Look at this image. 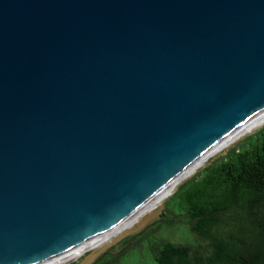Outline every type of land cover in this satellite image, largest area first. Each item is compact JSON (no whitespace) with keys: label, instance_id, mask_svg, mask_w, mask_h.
<instances>
[{"label":"water","instance_id":"95a60500","mask_svg":"<svg viewBox=\"0 0 264 264\" xmlns=\"http://www.w3.org/2000/svg\"><path fill=\"white\" fill-rule=\"evenodd\" d=\"M264 125V0H0V264L57 256Z\"/></svg>","mask_w":264,"mask_h":264},{"label":"trees","instance_id":"16d2710c","mask_svg":"<svg viewBox=\"0 0 264 264\" xmlns=\"http://www.w3.org/2000/svg\"><path fill=\"white\" fill-rule=\"evenodd\" d=\"M181 229L180 240L165 231ZM264 264V125L164 198L157 218L90 264Z\"/></svg>","mask_w":264,"mask_h":264},{"label":"rangeland","instance_id":"374dc122","mask_svg":"<svg viewBox=\"0 0 264 264\" xmlns=\"http://www.w3.org/2000/svg\"><path fill=\"white\" fill-rule=\"evenodd\" d=\"M164 199L157 202L151 208L145 210L138 215L130 224L124 226L120 230L113 232L97 242L92 246L86 248L78 255L70 257L64 261H60L56 264H90L104 249L108 246H115L116 249L121 245V240L125 236H132L140 231L144 226L152 222L157 218L160 204ZM181 229L165 231V237L171 240H180L182 238ZM120 243V244H119ZM137 264H151L149 254L141 252L140 260Z\"/></svg>","mask_w":264,"mask_h":264},{"label":"bare ground","instance_id":"6f19581e","mask_svg":"<svg viewBox=\"0 0 264 264\" xmlns=\"http://www.w3.org/2000/svg\"><path fill=\"white\" fill-rule=\"evenodd\" d=\"M159 202V201H158ZM157 203V202H156ZM155 203V204H156ZM155 204L151 205V206H141L140 208H138L135 212H133L132 214H130L127 218H125L123 221L111 226L110 228L106 229L105 231L95 235L94 237L90 238L88 241H86L84 244H81L79 246H76L66 252H63L57 256L51 257L49 259H46L42 262L36 263V264H56L60 261H64L70 257H74L75 255H78L79 253H81L83 250H85L86 248L92 246L93 244H95V242H97L98 240H100L101 238L116 232L118 230H120L121 228H123L124 226L130 224L136 217H138L139 214H141L142 212H144L145 210L151 208L152 206H154Z\"/></svg>","mask_w":264,"mask_h":264},{"label":"flooded vegetation","instance_id":"af4514ba","mask_svg":"<svg viewBox=\"0 0 264 264\" xmlns=\"http://www.w3.org/2000/svg\"><path fill=\"white\" fill-rule=\"evenodd\" d=\"M122 240H123V239H122ZM122 240H121V242H120L121 245H122ZM120 243H119V244H120ZM121 245H120V246H121ZM120 246H119V247H120ZM108 250L115 251V250H116V247H115V246H108V247H107L106 249H104L101 253L106 252V251H108Z\"/></svg>","mask_w":264,"mask_h":264}]
</instances>
